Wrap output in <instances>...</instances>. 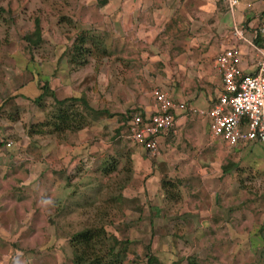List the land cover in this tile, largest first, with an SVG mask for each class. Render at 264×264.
Returning a JSON list of instances; mask_svg holds the SVG:
<instances>
[{"label":"crops","instance_id":"0c3cea01","mask_svg":"<svg viewBox=\"0 0 264 264\" xmlns=\"http://www.w3.org/2000/svg\"><path fill=\"white\" fill-rule=\"evenodd\" d=\"M92 1L99 14L94 20L104 21L105 24L104 39L95 35L88 37L91 49L87 54L94 57L95 61L88 64L85 54L86 62L78 64L77 54L70 48L71 42L67 51L64 49L57 53L52 51V56L43 64V73L47 77H44V80L53 96H44L35 101L40 93V85L33 68L26 62H22L17 74H11L10 70L4 69L0 63V68L6 70L0 73V134L11 142L9 147L0 144V180H13L11 192L20 189L22 190L20 193L25 195L31 194L30 190L35 187L32 184L37 181L36 179L43 182L48 180L46 186L49 188L48 204L54 200L59 201L54 188L59 189L61 183L54 187L56 183L50 182H53L55 177L51 178L48 173L56 169L62 175V170L64 171L66 167L71 168V174L72 171L76 173L77 168L81 170L82 167V164H77L78 160L86 161L85 171L89 165V172L96 170L97 166L91 168L92 165L89 163L99 159L97 156L100 151L112 149L107 142H104L106 145L102 144L106 148L101 149L97 143L99 139L102 141L101 134L106 131L111 138L109 142L122 135L127 138V124L118 119L119 115L132 108L139 109L144 115L151 114L153 112L151 90L154 88L166 94L173 102L184 103L186 107L185 110L174 111L171 130L157 137L158 152L154 156L155 165L159 168H173L176 164L182 165L183 168L185 166L192 169L207 168L210 159L204 155L200 159V155L216 153L220 156L221 153L223 161L219 164L221 171L219 178L221 174L231 173L235 169L239 171L241 168L236 162L241 156V148H247L254 143L228 145L222 139L211 138L207 129V118L195 114L192 110L196 108L205 111L212 105L220 86L214 58L233 43L234 24L243 25L254 21L251 19L254 15H251L252 0H239L231 10L218 0H105L100 6H97L96 0ZM258 13L262 21L264 9ZM41 37L48 39L43 35ZM240 53V67L245 72H252L254 52L240 44ZM52 57H56L54 61ZM56 63L58 67L56 66L55 70ZM98 88L103 90L100 91L102 96L100 101L95 99V91ZM65 97L82 98L93 109L83 127L58 134L64 138L66 132L72 133V142L63 141L65 138L60 142L56 141L54 136L56 134L53 133L39 134L38 131H28L30 125L39 124L44 120L54 99L60 100ZM96 102L101 103L99 109L94 107L93 103ZM19 140L25 144L23 148L16 144ZM131 150L130 158L133 160L135 158L138 162L144 159L141 154H148L140 145H135ZM19 154L22 155L21 158ZM252 157L254 159L261 157L264 160V154L259 156L254 154ZM72 161L79 166L75 169L73 165L67 166ZM23 162L28 163L23 171L26 177L15 178L18 175L16 170ZM78 179L81 180L79 176ZM236 179L237 183L234 180L233 182L237 184V188L229 180H178L176 201L165 198L159 183L151 193L152 196L157 194L155 196L160 202L165 199L170 203H177L180 199L186 198V193L187 197L193 196L190 185L210 190L217 181L216 185L223 187L219 191L223 195L229 193L236 195V191L239 193L245 183L241 177ZM71 183V186L63 183L62 186L69 187L67 188L69 194L65 193L63 196L67 194L69 199H76L77 195L74 193L77 180ZM86 183L91 184V180ZM228 184L233 191L229 186L225 189ZM145 193L146 191L142 194ZM216 195L215 190L211 198H215ZM69 199L62 198L61 201L66 202ZM5 201L2 199V202ZM61 203L60 201L56 203V211L50 209V214L47 215L49 218L60 214ZM151 209L156 212L155 214L163 210L158 203ZM189 213L185 210L183 215L178 216H187ZM150 217L148 214L149 219ZM1 223L0 226L3 225Z\"/></svg>","mask_w":264,"mask_h":264},{"label":"rangeland","instance_id":"374dc122","mask_svg":"<svg viewBox=\"0 0 264 264\" xmlns=\"http://www.w3.org/2000/svg\"><path fill=\"white\" fill-rule=\"evenodd\" d=\"M0 2L13 12L11 21L6 20L7 14L0 15V63L4 69H9L11 74H17L22 62H26L33 68L37 79L42 80L47 78L43 73V64L52 56L51 52L68 49V44L76 34L87 33V46L90 44L89 36L95 35L104 39L105 24L104 21L94 20L99 14L92 0ZM251 4V15L254 14L251 16V19H254L251 24H254L261 20L257 14L264 9V0H252ZM35 18L40 23L41 36L48 39L41 37L40 43L29 52L22 45L21 35L32 30ZM90 57L91 55H86L88 64H93L94 57ZM54 58L56 57H52L53 61ZM56 66L58 67L57 63ZM4 69L0 68V73L6 72ZM100 91L103 90L98 88L96 94L94 93L96 101L102 100ZM93 104L96 109L101 105L100 102ZM54 136L59 142L64 138L63 141H73V134L70 132H66L64 138L63 135ZM109 139L111 138L105 131L101 134L102 141H97L101 149L106 148L102 146L106 145L104 142L109 143L112 149L100 151L97 156L99 159L89 163L91 168L96 165V170L89 172V165L85 171L84 160L77 161V164H82L81 170H78L79 165L74 163L78 157L67 164L77 168L76 173L72 171L71 174L69 167L62 170L63 176L56 169L48 173L51 178L55 177V180L50 182L56 183L54 187L61 183L59 189L54 188V191H57V199L62 202V209L57 216H47L50 209L53 212L57 210L56 203H59L55 200L49 204L47 202L48 180L43 182L36 179L32 184L35 187L30 190L31 194L25 192L26 195L21 194L20 189L11 192L13 180H0V223L3 224L0 226V264H71L68 236L90 222L99 221L105 222L107 230L117 233L115 229H118L133 239L132 248L127 252L122 264H146L147 253L157 258L156 264H189V261L190 264H264V160L261 157L256 158L257 160L252 157L254 154H264V143H254L247 148H241V156L238 155L236 162L241 169L221 174L219 178V164L223 161L221 153L220 156L216 153L200 155V159L203 155L210 159L207 168H183L178 164L173 168H159L155 165L156 158L146 153L141 154L144 158L142 162L130 158L131 148L135 144L130 142L128 136L125 138L122 135L112 142H109ZM16 144L18 147L22 146L21 148L25 145L20 140ZM19 157L22 155L19 154ZM104 161L115 163V170L103 174L100 166ZM27 164L23 162L18 166V175L15 178L26 177L23 171ZM162 176L181 180H229L235 188L238 187L236 178L241 177L245 183L239 193L236 191V195H223L219 192L223 187L216 185L217 181L210 190L190 185L193 196L187 197V193H184L186 198L177 203H170L165 199L160 202L155 196L157 194L152 196L151 193L157 183L160 185L159 178ZM75 180L77 188L74 194L77 197L69 199V187L62 185L64 183L71 186V182ZM89 180L91 184L86 183ZM123 180H126L125 183ZM228 186L231 190L230 184L226 185L225 189ZM215 190L217 195L211 198ZM145 191V195L142 194ZM65 193L67 196H63ZM54 194L56 195V192ZM62 198L69 200L63 202ZM2 199L6 201L2 202ZM156 203L161 204L163 208L157 214L151 209ZM185 210L190 212L187 216H178L183 215ZM148 214L151 215L150 219ZM109 221L112 225L107 224ZM119 221L129 222V226L125 227L119 224ZM200 223L202 225H199ZM10 226L13 229L9 228Z\"/></svg>","mask_w":264,"mask_h":264},{"label":"built area","instance_id":"2783aa9c","mask_svg":"<svg viewBox=\"0 0 264 264\" xmlns=\"http://www.w3.org/2000/svg\"><path fill=\"white\" fill-rule=\"evenodd\" d=\"M218 1L225 3L230 10L239 3V0ZM251 22L234 24L233 43L214 58L220 86L212 105L205 111L192 110L207 118L211 138L222 139L228 145L264 143V21ZM240 44L254 52L253 71L250 73L240 67ZM151 96L153 112L144 116L132 114L127 121V136L148 155L155 156L158 152L157 137L171 130L174 111L185 110L186 107L184 103L173 102L156 88L151 90ZM0 144L9 147L11 142L0 134Z\"/></svg>","mask_w":264,"mask_h":264},{"label":"trees","instance_id":"16d2710c","mask_svg":"<svg viewBox=\"0 0 264 264\" xmlns=\"http://www.w3.org/2000/svg\"><path fill=\"white\" fill-rule=\"evenodd\" d=\"M105 3V0H96L97 6ZM7 14V19L13 20V12L7 6L4 7L0 2V15ZM261 21V20H260ZM32 30L26 31L21 35L22 45L29 52L34 49L41 41V27L37 18L33 20ZM87 33L80 32L71 41L72 52L77 54L78 64H84L85 54L90 52V46L86 45ZM258 43V39H256ZM261 45V43H258ZM73 53V54H75ZM72 54V55H73ZM71 55V56H72ZM39 79V78H38ZM40 93L35 98V101L40 100L44 96H53L52 92L46 84V80L39 79ZM93 109L82 98L65 97L60 100H53L50 104V108L47 110L44 120L35 125H30L28 131H38L39 134H60L64 131H75L83 127L87 123V117L91 115ZM100 111V110H96ZM139 113L141 116L144 114L137 108L125 111L122 115H119V120L124 124L131 118L132 114ZM259 143V142H252ZM115 163L104 161L101 165V171L103 174H108L115 170ZM126 169V167H125ZM130 166L128 167V170ZM127 180V179H126ZM126 180H123L125 183ZM160 180V189L163 191V195L167 200L176 201L178 197V180L180 178H167L162 176ZM174 180V181H173ZM177 180V181H175ZM243 187V185H242ZM244 188V187H243ZM120 196V195H119ZM99 219V218H98ZM119 224L123 226H129V222L119 221ZM105 222L99 221L90 222L88 225H84L79 230H76L67 238V244L70 250V263L71 264H122L124 258L127 257V252L131 250L133 239L128 235H124L107 230L105 228ZM107 224L112 225L109 221ZM125 230V229H123ZM148 249V246H145ZM134 252V251H133ZM135 253V252H134ZM135 255V254H133ZM146 264H156L157 258L152 254L147 253ZM191 261H189V264Z\"/></svg>","mask_w":264,"mask_h":264}]
</instances>
